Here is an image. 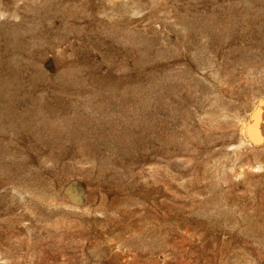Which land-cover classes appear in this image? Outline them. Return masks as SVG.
I'll use <instances>...</instances> for the list:
<instances>
[{"label": "rangeland", "instance_id": "rangeland-1", "mask_svg": "<svg viewBox=\"0 0 264 264\" xmlns=\"http://www.w3.org/2000/svg\"><path fill=\"white\" fill-rule=\"evenodd\" d=\"M263 104L264 0H0V264H264Z\"/></svg>", "mask_w": 264, "mask_h": 264}, {"label": "bare ground", "instance_id": "bare-ground-1", "mask_svg": "<svg viewBox=\"0 0 264 264\" xmlns=\"http://www.w3.org/2000/svg\"><path fill=\"white\" fill-rule=\"evenodd\" d=\"M262 100V99H261ZM263 101V100H262ZM264 105V104H263ZM261 110L260 107H257L256 108V112H255V116L258 117L256 115L257 112H261L259 111ZM258 114V113H257ZM264 114V113H263ZM263 116V115H262ZM251 117V116H250ZM249 117V119H251ZM261 117V116H260ZM253 118V117H252ZM248 120V119H247ZM253 119H251L252 121ZM259 119H256L253 123H247L246 121H243L242 124H241V132H242V135L246 136V135H249L251 138H252V141H261L262 142V139H264V132H262V128H261V123L260 121L258 122ZM263 120V119H262ZM251 121H248V122H251ZM264 123V121H263ZM262 123V124H263ZM68 192L69 194H71V196L75 197V196H79V193L77 192L76 188H73V186H69L68 187ZM81 190V189H80ZM82 191V190H81ZM80 192V191H79ZM81 199V198H80Z\"/></svg>", "mask_w": 264, "mask_h": 264}]
</instances>
